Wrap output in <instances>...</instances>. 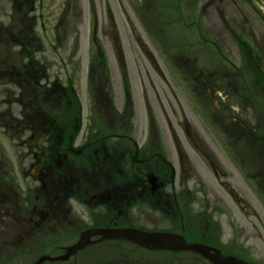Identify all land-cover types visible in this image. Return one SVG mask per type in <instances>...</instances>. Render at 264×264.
I'll return each mask as SVG.
<instances>
[{"label":"rangeland","instance_id":"1","mask_svg":"<svg viewBox=\"0 0 264 264\" xmlns=\"http://www.w3.org/2000/svg\"><path fill=\"white\" fill-rule=\"evenodd\" d=\"M204 1L202 18L191 16L200 11L199 6ZM252 1L250 7L244 0H33V5L32 0H0V111L8 108L15 120L26 112L27 106L17 103L25 85L21 83L24 78L18 76L16 69L28 64V53L25 57L27 51L23 49L24 45L18 44H32L31 32H36L41 50L35 57L39 59L38 63L44 61L47 64V69L44 67L46 77L44 75L40 79L44 82L47 80L46 84L52 81L59 85L68 82L73 85L81 103L82 130L92 111L90 104L93 99L87 93L86 83L89 66L91 80L104 82L99 84L103 88H95L92 97L99 96L102 91L105 98L113 102V110H108L109 114L120 113V85L125 82L132 111L126 115V123L118 119L120 122L113 125L114 129L118 128L117 133H127V118H130L135 125L130 130L139 131L135 132L133 138L138 140V136L142 137L147 124L146 110L143 108L145 94L152 113L151 120H155L150 130L158 131L163 139L166 137L167 143L174 136L173 143L170 141L172 150L177 143L186 149L180 152L184 162L176 175L188 180L191 198L201 196L197 189L202 188L200 191L205 196L204 201L192 200L189 204L190 214L184 210L188 216H180L187 238L200 239L227 255L245 258L253 264H264V175L260 176L264 174V131L260 136L262 145L257 135L254 140L248 139L252 131H259L256 122L263 116L261 97L264 95V79L259 76L253 61H245V52L239 54L235 40L231 39V30H240L233 28L232 22L247 21V28H252L254 37L259 40L260 35L256 36L255 32L263 34L264 42V0ZM106 4L113 14L116 33L107 18ZM31 16L36 19L27 22L26 19ZM22 17L25 24L21 22ZM241 25L245 28V23ZM93 31L100 55H97L96 46L92 43ZM21 49L22 52L18 54ZM245 63L253 67L250 74L243 73ZM26 67L25 71L30 68L29 65ZM260 69H264V61H260ZM238 73L242 85L252 90V103L239 102L234 90L226 85ZM246 75H252V85L244 82ZM143 89L146 93H143ZM173 94L184 107V115L189 118L183 125L174 120H167L166 123L162 118V107L169 106L165 97L174 105ZM186 99L203 103L205 119L193 108L186 107L189 106L185 105ZM26 100L23 97L22 102L27 103ZM42 105L45 104L40 102V108ZM163 111L169 112L166 109ZM95 112L102 119H107L105 111L98 109ZM92 113L95 117L94 111ZM168 115L172 118L170 113ZM138 118L141 124H137ZM104 125L111 126L102 123L99 127ZM14 126L11 124V131H15ZM4 131L0 128V148L3 149L7 148ZM186 131L195 138L192 145L197 143L209 155L213 153L216 156H211L216 164L208 154L194 153L192 145L188 147L182 135ZM213 131L225 144L241 133L247 135L240 136L244 144L237 141V147L249 146L248 153L241 155L242 166L248 175H254V179H249L250 182L245 180L240 169L233 167L225 156L228 154L219 150L218 141L213 139ZM112 139L115 143L120 141L119 138ZM14 147L12 151L5 149L12 153V160L14 153L24 152L16 145ZM173 157L176 165L177 159L175 155ZM150 218L157 227L166 226L164 221L162 225L160 215L151 213ZM180 228L181 225L174 226V229ZM3 253L13 259L6 264L18 263L16 260L24 257L17 258V255L23 254L21 249L5 248L0 256ZM192 260H189V264Z\"/></svg>","mask_w":264,"mask_h":264},{"label":"flooded vegetation","instance_id":"2","mask_svg":"<svg viewBox=\"0 0 264 264\" xmlns=\"http://www.w3.org/2000/svg\"><path fill=\"white\" fill-rule=\"evenodd\" d=\"M244 2L253 5L252 0ZM205 4L206 1L201 2V7ZM241 23H245V28ZM232 24L233 28L240 29L231 30L230 37L235 40L238 53L245 52V61L254 62L263 80L264 69H260V61H264L263 34L255 32L261 39L254 37L252 28H247V21ZM7 38L11 39L9 35ZM219 45L224 47L220 40ZM30 48L29 44L24 45L25 56ZM26 65L30 66L27 71ZM26 65L16 69L25 85L17 103L27 106L26 112L16 121L8 108L0 111V127L6 130L3 135L7 138V148L12 151L16 145L24 151L14 153L12 160V153L0 148V253L5 248L21 249L23 254L17 258L24 257L14 264H35L42 257L66 254L67 249L83 237L87 244L64 260L43 259L38 264H189L190 259H193L191 264H210L186 251H151L126 240L102 239L96 234L101 230L135 228L175 233L188 243L206 244L200 239L187 238L180 217L188 216L184 210L190 214L192 200L204 201L205 196L190 197L188 180L177 176L171 163L173 155L178 163L184 162L179 145L174 150L152 145L157 136L155 131H148L144 144L125 133L111 134L120 141L107 142L108 134L102 131H106V127L108 131H118L113 125L120 121L126 123L130 103L123 100L120 113L109 114L113 104L102 91L92 97L95 88H103L99 84L104 82L93 81L91 76L86 82L90 99H93L90 111H94L95 117L91 111L82 130L81 103L70 83L59 85L51 81L46 84L40 79L44 76L41 66L30 61ZM245 66L243 73L250 74L253 67L246 63ZM251 78L252 75H246V85L248 82L252 85ZM242 82L238 73L226 85L234 90L239 102L252 103V96L244 91ZM120 87L123 94L127 92L126 85ZM23 97L27 103L22 102ZM172 99L174 105L165 98L169 106H163L162 113L166 118L170 113L175 119L177 114L184 119V107L174 94ZM40 102L45 104L42 108ZM261 102L264 104V95ZM187 104H190L189 99H186ZM98 109L105 111L107 119L99 117L95 112ZM100 120L112 127L100 128ZM11 124L15 125V131H11ZM127 124L130 131V118ZM262 125L264 129V123ZM81 130L85 133L79 139ZM151 213L160 215L162 225L164 221L166 226L157 227L150 218ZM178 225L181 228L174 229ZM9 258L3 253L0 264L13 260ZM179 259L183 262H177Z\"/></svg>","mask_w":264,"mask_h":264},{"label":"water","instance_id":"3","mask_svg":"<svg viewBox=\"0 0 264 264\" xmlns=\"http://www.w3.org/2000/svg\"><path fill=\"white\" fill-rule=\"evenodd\" d=\"M108 16L112 18L110 11L108 12ZM115 236H120L123 238L131 239L134 242L145 245L146 247L150 249L168 248L162 245L168 244L170 239H172L171 235L165 234V233H149L148 234V233H142V232L134 231V230H121L117 232ZM77 248L78 246H75L72 249L74 250ZM182 248L197 252L200 255H203L205 257L209 256L208 250H210V248L206 246L192 244V245H185ZM209 258L211 259L212 262L216 264H246L232 257H221L218 253L214 255L213 257H209Z\"/></svg>","mask_w":264,"mask_h":264}]
</instances>
